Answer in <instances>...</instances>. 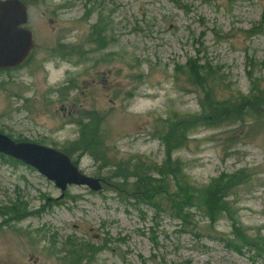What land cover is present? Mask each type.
<instances>
[{"label":"rangeland","instance_id":"1","mask_svg":"<svg viewBox=\"0 0 264 264\" xmlns=\"http://www.w3.org/2000/svg\"><path fill=\"white\" fill-rule=\"evenodd\" d=\"M20 1L34 46L18 68L0 71V134L62 152L80 122L91 124L110 165L70 151L102 191L68 186L60 198L33 168L0 157V208L18 203L19 215L31 214L0 217V264H264V111L257 121L206 126L203 88L188 78L191 67L215 75L207 90L216 102L255 89L264 109V0ZM95 24L104 49L93 43ZM175 115L199 116L169 155L192 188L241 178L219 194L228 209L214 224L202 203L184 207L183 223L144 205L133 179L110 180L121 162L159 169L167 156L158 133ZM168 180L162 201L179 206Z\"/></svg>","mask_w":264,"mask_h":264},{"label":"trees","instance_id":"2","mask_svg":"<svg viewBox=\"0 0 264 264\" xmlns=\"http://www.w3.org/2000/svg\"><path fill=\"white\" fill-rule=\"evenodd\" d=\"M91 37L98 49L105 48L106 39L104 32L96 24L92 26ZM209 76L210 73L207 71L200 74L198 68L194 70L191 67L188 72L190 81L194 85L202 87L204 91L205 101L200 104L201 112L205 118L211 119L212 121V124H210L208 120H204V125L226 124L228 126L230 123H234L233 121H236L238 119L237 117H241L239 121L248 117L252 122L260 118V112L264 111V109L263 104L258 105L261 94L258 96L255 89L252 90L254 94L250 95V97H244L242 95L234 100L216 102L209 97V89L207 90V87L214 83L215 75H212L211 78ZM231 114L232 117H230ZM198 118L199 116L188 119L185 116L175 115L173 118L163 121V129L158 133V139L165 146L167 161L159 169L147 167L141 162V159H136L134 163L131 161L121 162L114 167L115 170L110 180L120 181V183L114 182V184L116 187H124L129 185L128 181L130 179H133V183L130 185L132 187L131 191H141L145 199L143 202L144 205L152 207L158 213H164L173 218H177L183 223L186 222L187 218L183 211L184 207L202 203L205 207L204 212L207 219L210 223L214 224L219 213L228 209L227 203L223 201V198L219 197V194L227 191L231 186L237 185L241 181L239 175H233V178H230V176L218 177L219 179L213 180L209 187H205L203 191H198L192 188L187 182L186 177L181 171V162L169 158L171 152L185 147L188 131L199 122ZM180 122L181 124L178 125ZM70 151L90 154L96 161L101 163V168L103 169H106L110 165L106 150L105 148L102 149V142L97 135V128L92 127L91 124H82L80 122L79 139L72 144L70 150H63L62 153L68 156ZM0 157L3 160L11 161L9 158ZM155 175L158 178L155 179L152 177ZM178 176L182 178L179 181L177 180ZM168 179L175 181V185L179 187L180 192L176 191L178 199L174 200V202L179 203V206L167 200L166 203L162 201L164 195L161 196V193H165L167 190ZM150 197H153V199ZM223 197H225V194ZM16 206L18 207V203L11 205L10 209L7 207L0 208V217H7V220L8 218H13L12 221H14L31 215L29 213L26 215L25 212L19 215ZM19 208L26 211L25 206L22 204ZM77 261L78 259H75L74 264H77Z\"/></svg>","mask_w":264,"mask_h":264},{"label":"water","instance_id":"3","mask_svg":"<svg viewBox=\"0 0 264 264\" xmlns=\"http://www.w3.org/2000/svg\"><path fill=\"white\" fill-rule=\"evenodd\" d=\"M27 9L20 0H0V70L20 66L34 44L25 28ZM0 155L33 168L61 191L68 186H83L92 192L102 190L98 179L82 174L63 153L31 142H14L0 134Z\"/></svg>","mask_w":264,"mask_h":264},{"label":"clouds","instance_id":"4","mask_svg":"<svg viewBox=\"0 0 264 264\" xmlns=\"http://www.w3.org/2000/svg\"><path fill=\"white\" fill-rule=\"evenodd\" d=\"M50 70H51V69H50ZM62 72H63V68L56 69V70H54V75L59 76V75L62 74Z\"/></svg>","mask_w":264,"mask_h":264}]
</instances>
